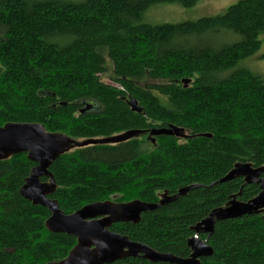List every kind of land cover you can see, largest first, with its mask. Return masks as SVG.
Segmentation results:
<instances>
[{
  "label": "trees",
  "instance_id": "obj_1",
  "mask_svg": "<svg viewBox=\"0 0 264 264\" xmlns=\"http://www.w3.org/2000/svg\"><path fill=\"white\" fill-rule=\"evenodd\" d=\"M197 2L0 0V127L40 124L72 141L169 126L187 136H158L152 146L130 139L69 150L49 168L56 189L48 198L70 215L111 196L155 204L163 193L194 186L142 213L136 224L109 228L183 259L190 256L192 228L211 211L231 196L245 203L260 192L242 178L219 181L237 163L264 168V78L243 65L264 58V0H240L195 22L144 21L155 6ZM209 33L233 40L201 42ZM107 61L112 85L100 79ZM183 80L190 81L186 87ZM130 99L140 113L130 109ZM34 166L26 153L0 161V264L59 262L76 245L72 236L48 232L49 211L21 197ZM199 238L213 251L199 264H264V214L217 222L209 237ZM111 264L169 263L125 258Z\"/></svg>",
  "mask_w": 264,
  "mask_h": 264
},
{
  "label": "water",
  "instance_id": "obj_2",
  "mask_svg": "<svg viewBox=\"0 0 264 264\" xmlns=\"http://www.w3.org/2000/svg\"><path fill=\"white\" fill-rule=\"evenodd\" d=\"M189 82V80H183L182 84L186 87ZM128 105L133 112H141L135 100H128ZM85 110H89V107ZM81 113H84V110ZM138 133L140 132H128L118 137L90 139L77 143L60 134L47 133L40 124L9 123L0 127V161L13 155L26 153L27 160L35 164L20 188L21 197L49 211L50 216L45 222L48 232L65 234L76 239V245L65 259L47 264H111L125 258H141L150 263L199 264L200 259L209 258L213 253L206 241L199 238L200 234L209 237L217 222L264 214V179L261 178L264 168L255 169L248 163L235 164L219 182L242 178L245 185H259V194L245 203L238 201L236 196H231L224 207L211 211L206 219L192 228L194 235L187 242L190 256L183 259L171 254L158 253L146 245L130 241L126 236L111 232L109 228L117 223L136 224L142 213L153 211L185 196L194 186L182 188L174 195L163 193L155 204L139 200L129 203L97 202L86 205L70 215L63 214L57 202L48 198L56 189L49 168L71 147L119 144L130 140L131 136ZM158 136L187 137L182 129L175 126L152 129L149 132V137ZM41 178L48 179V182H41Z\"/></svg>",
  "mask_w": 264,
  "mask_h": 264
},
{
  "label": "rangeland",
  "instance_id": "obj_3",
  "mask_svg": "<svg viewBox=\"0 0 264 264\" xmlns=\"http://www.w3.org/2000/svg\"><path fill=\"white\" fill-rule=\"evenodd\" d=\"M70 1V0H69ZM75 2H83L85 0H72ZM240 0H198L197 4L191 8H185L176 4H164L158 5L151 9H149L144 14V21L149 24L157 25V24H180L185 22H195L199 19L206 18V17H215L221 15L225 12V10L239 2ZM206 36L201 38V42L211 43L213 45H222L227 44L233 40V38L226 34H205ZM199 42V41H197ZM264 54V36L261 37V48L259 51V55ZM243 65H247L245 68L249 69L253 73L257 74L264 78V58H253L249 62H244ZM106 66L108 67V71L105 75L100 77L101 81L105 84H113L111 80V67L109 62L107 61ZM151 84H157L158 81H152ZM147 133V132H146ZM144 132H140L131 136V139L136 140H144L147 141L151 146L156 143V140L152 137H149ZM123 134H117L113 137H118ZM152 139V141L150 140ZM83 140L77 141V143H82ZM180 142H182L180 140ZM74 147L70 148V151L73 150ZM117 196H111L108 201L114 202V199ZM117 203V202H114ZM127 203V201H126ZM129 203V202H128Z\"/></svg>",
  "mask_w": 264,
  "mask_h": 264
},
{
  "label": "flooded vegetation",
  "instance_id": "obj_4",
  "mask_svg": "<svg viewBox=\"0 0 264 264\" xmlns=\"http://www.w3.org/2000/svg\"><path fill=\"white\" fill-rule=\"evenodd\" d=\"M149 132L150 131H148L147 133L146 132H144V133H146L147 135H149ZM182 139H185L184 137H181ZM154 139H156V137H154ZM151 141H152V139H150ZM153 142V141H152Z\"/></svg>",
  "mask_w": 264,
  "mask_h": 264
},
{
  "label": "bare ground",
  "instance_id": "obj_5",
  "mask_svg": "<svg viewBox=\"0 0 264 264\" xmlns=\"http://www.w3.org/2000/svg\"><path fill=\"white\" fill-rule=\"evenodd\" d=\"M46 179V178H45ZM118 203V202H117Z\"/></svg>",
  "mask_w": 264,
  "mask_h": 264
}]
</instances>
